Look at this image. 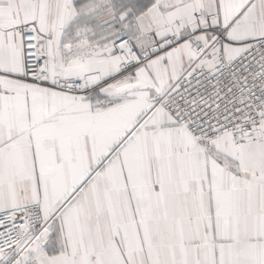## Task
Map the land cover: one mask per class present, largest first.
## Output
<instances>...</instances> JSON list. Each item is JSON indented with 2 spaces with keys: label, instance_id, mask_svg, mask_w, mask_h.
<instances>
[{
  "label": "snow or ice",
  "instance_id": "snow-or-ice-1",
  "mask_svg": "<svg viewBox=\"0 0 264 264\" xmlns=\"http://www.w3.org/2000/svg\"><path fill=\"white\" fill-rule=\"evenodd\" d=\"M0 264H264V0H0Z\"/></svg>",
  "mask_w": 264,
  "mask_h": 264
}]
</instances>
